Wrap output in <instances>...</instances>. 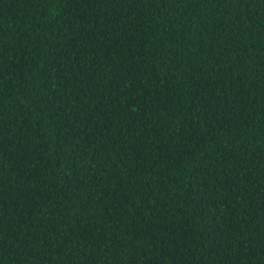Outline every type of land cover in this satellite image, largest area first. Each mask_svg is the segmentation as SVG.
<instances>
[{"label":"trees","instance_id":"1","mask_svg":"<svg viewBox=\"0 0 264 264\" xmlns=\"http://www.w3.org/2000/svg\"><path fill=\"white\" fill-rule=\"evenodd\" d=\"M0 264H264V0H0Z\"/></svg>","mask_w":264,"mask_h":264}]
</instances>
